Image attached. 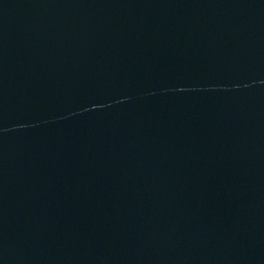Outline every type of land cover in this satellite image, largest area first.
Instances as JSON below:
<instances>
[{"label": "water", "instance_id": "95a60500", "mask_svg": "<svg viewBox=\"0 0 264 264\" xmlns=\"http://www.w3.org/2000/svg\"><path fill=\"white\" fill-rule=\"evenodd\" d=\"M0 264H264V0H0Z\"/></svg>", "mask_w": 264, "mask_h": 264}]
</instances>
